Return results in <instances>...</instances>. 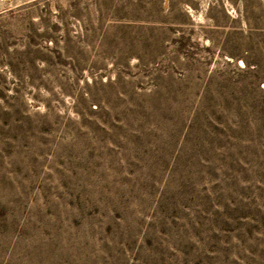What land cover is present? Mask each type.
<instances>
[{
  "label": "rangeland",
  "instance_id": "rangeland-1",
  "mask_svg": "<svg viewBox=\"0 0 264 264\" xmlns=\"http://www.w3.org/2000/svg\"><path fill=\"white\" fill-rule=\"evenodd\" d=\"M0 264H264V0H0Z\"/></svg>",
  "mask_w": 264,
  "mask_h": 264
}]
</instances>
